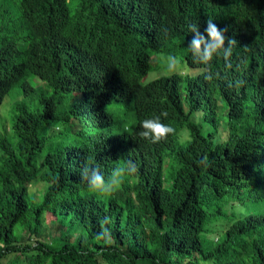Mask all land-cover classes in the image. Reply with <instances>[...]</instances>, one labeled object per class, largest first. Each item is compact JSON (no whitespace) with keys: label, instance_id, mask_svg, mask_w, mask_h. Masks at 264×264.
<instances>
[{"label":"trees","instance_id":"obj_1","mask_svg":"<svg viewBox=\"0 0 264 264\" xmlns=\"http://www.w3.org/2000/svg\"><path fill=\"white\" fill-rule=\"evenodd\" d=\"M209 17L237 43L194 64ZM155 53L190 70L145 82ZM17 84L38 99L0 140V264H264V0H0V105ZM165 110L175 135L142 139ZM129 160L111 195L81 180ZM53 221L67 232L41 240Z\"/></svg>","mask_w":264,"mask_h":264},{"label":"clouds","instance_id":"obj_2","mask_svg":"<svg viewBox=\"0 0 264 264\" xmlns=\"http://www.w3.org/2000/svg\"><path fill=\"white\" fill-rule=\"evenodd\" d=\"M206 23L207 27L205 31L210 39H206L205 36L201 34L199 31V25L191 24L189 25V32L194 33V38L191 40L190 46L188 47L192 53L193 63L203 64L205 66L210 64L214 56L222 55L226 60L229 59L232 55L233 48L237 43L235 38H229L227 46H225V30L219 29L211 17H209ZM178 64L179 61L175 56H168L165 60V68L170 71L168 74L175 73L174 70ZM161 74L163 73H160L156 78L163 76ZM168 115L169 113L165 110L158 116L144 119L140 125L141 130L138 133L139 136L149 143L157 144L167 140L170 135H175V128L169 124L163 123L161 120V117L167 119ZM56 127V123L53 122L52 128L55 129ZM200 163L206 164L207 157H204L203 161H200ZM136 171V164L129 160L125 162V164L113 168L107 179H105L100 168L95 166L89 167L87 164L81 169L80 175L81 180L87 183L89 191L97 193L100 196H108L115 193L120 188L126 175L134 174ZM103 223H106V221L102 222V225ZM96 238L104 239L107 242L111 238V233L107 228L102 226L101 231L97 234Z\"/></svg>","mask_w":264,"mask_h":264},{"label":"rangeland","instance_id":"obj_3","mask_svg":"<svg viewBox=\"0 0 264 264\" xmlns=\"http://www.w3.org/2000/svg\"><path fill=\"white\" fill-rule=\"evenodd\" d=\"M166 56L163 53H155L153 55V66L145 78V82L156 78L160 73L161 75L168 74V70L165 68V60ZM179 64L177 65L176 69L174 70L177 73H183L187 70H190V66L186 62V60H182L181 58L177 57ZM28 82L37 87L41 83L40 79L35 76L34 74H30L28 77ZM25 99H38V96L35 95V92L25 93L24 89L20 84H17L13 87L10 93L5 97L4 101L0 105V140L3 137H6L11 134L10 126H12V115H13V106L16 101H21ZM222 103V102H221ZM222 111V106L220 108ZM220 114H223L224 117L227 115V110L222 111ZM195 120L203 125L204 133L208 134L214 130L213 124L210 122V114L207 111L197 112L194 115ZM185 128H181L180 132H185ZM222 137H225L226 131L221 132ZM1 148V146H0ZM1 155V152H0ZM36 185V186H35ZM43 188V184L38 182L37 184L34 183L31 186V190L34 192H38L40 189ZM67 225V224H66ZM65 227L60 224L58 221L53 222H45L43 228L40 230L39 238L41 240L51 242L54 239H59L64 232ZM66 231V230H65ZM67 232V231H66ZM72 238L75 239L79 236L80 229L76 228L72 230Z\"/></svg>","mask_w":264,"mask_h":264},{"label":"bare ground","instance_id":"obj_4","mask_svg":"<svg viewBox=\"0 0 264 264\" xmlns=\"http://www.w3.org/2000/svg\"><path fill=\"white\" fill-rule=\"evenodd\" d=\"M261 73H263V72H261ZM261 75V74H260Z\"/></svg>","mask_w":264,"mask_h":264}]
</instances>
